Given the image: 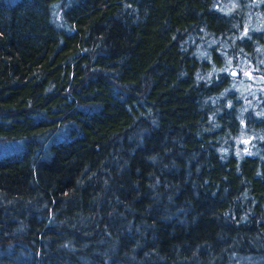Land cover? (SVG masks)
<instances>
[{"label":"trees","instance_id":"16d2710c","mask_svg":"<svg viewBox=\"0 0 264 264\" xmlns=\"http://www.w3.org/2000/svg\"><path fill=\"white\" fill-rule=\"evenodd\" d=\"M0 264H264V0H0Z\"/></svg>","mask_w":264,"mask_h":264},{"label":"water","instance_id":"95a60500","mask_svg":"<svg viewBox=\"0 0 264 264\" xmlns=\"http://www.w3.org/2000/svg\"><path fill=\"white\" fill-rule=\"evenodd\" d=\"M231 76L234 78L238 77V72L237 71L231 72Z\"/></svg>","mask_w":264,"mask_h":264},{"label":"rangeland","instance_id":"374dc122","mask_svg":"<svg viewBox=\"0 0 264 264\" xmlns=\"http://www.w3.org/2000/svg\"><path fill=\"white\" fill-rule=\"evenodd\" d=\"M233 71H237V69H230V72H233ZM233 79H234V78H233ZM232 83H233L232 85H236L235 80H233Z\"/></svg>","mask_w":264,"mask_h":264}]
</instances>
